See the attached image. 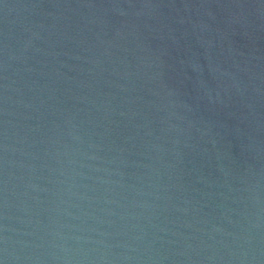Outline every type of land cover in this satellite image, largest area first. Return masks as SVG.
I'll use <instances>...</instances> for the list:
<instances>
[{"label":"water","instance_id":"water-1","mask_svg":"<svg viewBox=\"0 0 264 264\" xmlns=\"http://www.w3.org/2000/svg\"><path fill=\"white\" fill-rule=\"evenodd\" d=\"M0 264H264V0H0Z\"/></svg>","mask_w":264,"mask_h":264}]
</instances>
